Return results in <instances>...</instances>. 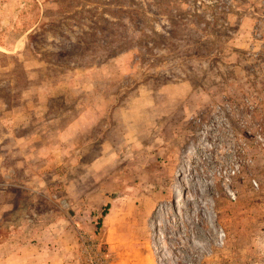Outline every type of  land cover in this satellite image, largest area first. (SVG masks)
Listing matches in <instances>:
<instances>
[{"label": "rangeland", "instance_id": "1", "mask_svg": "<svg viewBox=\"0 0 264 264\" xmlns=\"http://www.w3.org/2000/svg\"><path fill=\"white\" fill-rule=\"evenodd\" d=\"M258 132L264 0H0V264H264Z\"/></svg>", "mask_w": 264, "mask_h": 264}, {"label": "built area", "instance_id": "2", "mask_svg": "<svg viewBox=\"0 0 264 264\" xmlns=\"http://www.w3.org/2000/svg\"><path fill=\"white\" fill-rule=\"evenodd\" d=\"M209 128H214L213 127V124H211V126H209ZM256 137H257L258 140H261L262 143H264V135H263V133L258 132L257 135H256ZM204 138H205V136L203 135L202 138H200V139L203 140Z\"/></svg>", "mask_w": 264, "mask_h": 264}, {"label": "trees", "instance_id": "3", "mask_svg": "<svg viewBox=\"0 0 264 264\" xmlns=\"http://www.w3.org/2000/svg\"><path fill=\"white\" fill-rule=\"evenodd\" d=\"M107 209H108V205H105L104 208L102 209V214H105Z\"/></svg>", "mask_w": 264, "mask_h": 264}]
</instances>
